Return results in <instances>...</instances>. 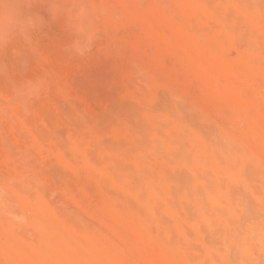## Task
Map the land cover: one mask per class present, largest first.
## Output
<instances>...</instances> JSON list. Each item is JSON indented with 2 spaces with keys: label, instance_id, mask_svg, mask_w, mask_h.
<instances>
[{
  "label": "bare ground",
  "instance_id": "bare-ground-1",
  "mask_svg": "<svg viewBox=\"0 0 264 264\" xmlns=\"http://www.w3.org/2000/svg\"><path fill=\"white\" fill-rule=\"evenodd\" d=\"M80 2L115 78L37 33L0 81V264H264V0Z\"/></svg>",
  "mask_w": 264,
  "mask_h": 264
},
{
  "label": "clouds",
  "instance_id": "clouds-1",
  "mask_svg": "<svg viewBox=\"0 0 264 264\" xmlns=\"http://www.w3.org/2000/svg\"><path fill=\"white\" fill-rule=\"evenodd\" d=\"M37 3L46 6L49 18L65 17L75 28L76 38L64 46L69 57L89 55L98 35L93 6L80 0H0V81L11 87L15 102L25 110L44 87L42 80L17 79V74L29 71L38 54L35 36L42 31L45 20L33 11ZM7 200L8 192L0 188V210L15 221H22L8 211Z\"/></svg>",
  "mask_w": 264,
  "mask_h": 264
},
{
  "label": "rangeland",
  "instance_id": "rangeland-1",
  "mask_svg": "<svg viewBox=\"0 0 264 264\" xmlns=\"http://www.w3.org/2000/svg\"><path fill=\"white\" fill-rule=\"evenodd\" d=\"M40 7V6H39ZM37 9V11H39V13L40 12H42L41 13V17H43L44 19H45V24H44V26H43V29H42V31L41 32H38V37H39V39H40V41L43 43V44H47L48 42H50L53 38L55 39V40H60L61 42H64V43H68L69 42V36H67V35H69L68 34V32L67 31H65L63 28H61V27H58V25H55L53 22V20L51 19V18H49V14H46L45 12H47L46 11V7L43 5H41V7L40 8H38V7H36L35 8V10ZM48 13V12H47ZM52 20V21H51ZM51 21V22H50ZM46 22H48V25H46ZM56 28V29H55ZM56 30V31H54V30ZM47 30H48V32L50 31V35L48 34V32H47ZM46 32V33H45ZM99 33V32H98ZM100 34V33H99ZM49 36V37H48ZM51 36V37H50ZM54 36V37H53ZM42 39V40H41ZM66 41V42H65ZM99 47H102L103 45L102 44H100V45H98ZM96 51L94 50V51H92L91 52V55H90V58L87 60V61H85V64H84V62L82 61L81 63H83V65H85L87 68L88 67H90L91 69V71H92V73H93V77H92V79L91 78H87V77H84L83 75H81V74H79V73H73L72 75H71V78L75 81V82H78L79 81V85L80 86H82L83 85V83L85 84L84 85V87H88V86H90V84H91V82H95V81H97V82H99V80L100 81H102V80H107V79H112L113 77L115 78V71H116V69L118 68V63H116V66H114L115 64L114 63H109V62H107L106 64H105V62L103 61L104 59H102V56L101 55H99L97 52L95 53ZM95 54V55H94ZM97 55V56H96ZM93 60H92V59ZM90 61H92V62H90ZM88 62H90V63H88ZM102 62H104V63H102ZM88 64V65H87ZM103 66H102V65ZM100 65V66H99ZM107 65V66H106ZM100 67V68H99ZM103 67V68H102ZM110 67V68H109ZM97 68H98V70H97ZM114 68V69H113ZM107 69H109L108 70V72H107ZM111 71L113 72V74H111ZM107 72V73H106ZM102 74V75H101ZM106 74V75H105ZM98 75V76H97ZM112 75V76H111ZM100 77V78H99ZM111 77V78H110ZM106 78V79H105ZM118 78H120V77H118ZM82 79V80H81ZM86 79V80H85ZM98 79V80H97ZM85 81V82H84ZM87 81V82H86ZM91 81V82H90ZM83 87V86H82ZM162 93H163V91H162ZM96 97V96H95ZM90 99H92L91 101L92 102H94L95 104H97V105H99V102H97L98 101V99H97V97L95 98V100H94V97L93 98H90ZM97 102V103H96ZM131 103L132 104H135V102H133V101H131ZM99 107H101V106H99ZM58 199H61V198H58ZM57 199V200H58ZM92 220V219H91ZM93 221V220H92Z\"/></svg>",
  "mask_w": 264,
  "mask_h": 264
}]
</instances>
